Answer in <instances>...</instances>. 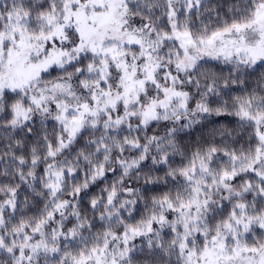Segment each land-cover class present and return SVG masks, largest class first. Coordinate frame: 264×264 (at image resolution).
I'll return each mask as SVG.
<instances>
[{
    "label": "snow or ice",
    "instance_id": "snow-or-ice-1",
    "mask_svg": "<svg viewBox=\"0 0 264 264\" xmlns=\"http://www.w3.org/2000/svg\"><path fill=\"white\" fill-rule=\"evenodd\" d=\"M0 264H264V0H0Z\"/></svg>",
    "mask_w": 264,
    "mask_h": 264
}]
</instances>
